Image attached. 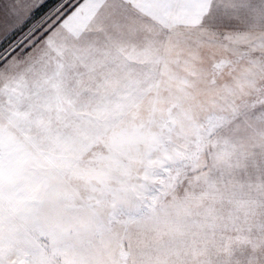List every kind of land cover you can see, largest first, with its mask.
<instances>
[{
  "label": "rangeland",
  "instance_id": "1",
  "mask_svg": "<svg viewBox=\"0 0 264 264\" xmlns=\"http://www.w3.org/2000/svg\"><path fill=\"white\" fill-rule=\"evenodd\" d=\"M0 0V264H264V0Z\"/></svg>",
  "mask_w": 264,
  "mask_h": 264
},
{
  "label": "crops",
  "instance_id": "2",
  "mask_svg": "<svg viewBox=\"0 0 264 264\" xmlns=\"http://www.w3.org/2000/svg\"><path fill=\"white\" fill-rule=\"evenodd\" d=\"M85 2H86V5L91 4V3L93 4L95 2V0H86Z\"/></svg>",
  "mask_w": 264,
  "mask_h": 264
}]
</instances>
